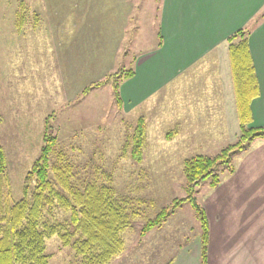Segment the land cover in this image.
I'll use <instances>...</instances> for the list:
<instances>
[{
	"label": "rangeland",
	"instance_id": "374dc122",
	"mask_svg": "<svg viewBox=\"0 0 264 264\" xmlns=\"http://www.w3.org/2000/svg\"><path fill=\"white\" fill-rule=\"evenodd\" d=\"M69 1L24 0L21 16L14 20L2 13L7 18L0 19V144L7 185L0 192L1 202L5 190L10 201L21 197L24 177L46 132L56 138L49 171L56 187L59 167L74 188L94 182L111 187L115 197L126 200L124 248L107 264H200V228L188 203L176 208L162 226L143 236L139 230L161 207L185 195L184 159L215 155L235 141L239 126L231 128L230 136H214L209 114L192 112L182 119L174 111L179 81L162 90L146 109L131 110L123 101L119 107L110 81L114 76L105 84L94 83L118 69H132L133 57L155 45L159 0L126 2L129 15L117 53L92 48L98 46L93 41L110 33V2H103L104 14L91 15L92 0L84 1L85 47L78 49L72 31L73 22L81 21L75 11L80 3L72 10ZM14 6L17 2L11 0L7 12ZM90 17L102 23L93 29ZM194 80H189L192 86ZM87 85L91 87L85 93ZM139 116L145 120L146 140L142 159L136 162L122 148ZM175 119L179 123L174 125ZM231 164L232 172L218 169L215 185L208 178L196 187V198L209 211L206 264H264V139L233 155ZM67 217V212L54 208L42 219L55 223ZM45 251L50 255L48 264H80L71 245H63L57 235L46 239Z\"/></svg>",
	"mask_w": 264,
	"mask_h": 264
},
{
	"label": "trees",
	"instance_id": "16d2710c",
	"mask_svg": "<svg viewBox=\"0 0 264 264\" xmlns=\"http://www.w3.org/2000/svg\"><path fill=\"white\" fill-rule=\"evenodd\" d=\"M21 20L17 21V26ZM247 27L239 28L227 38L229 64L233 81L234 99L239 134L215 155L197 154L183 161V197H175L169 206L161 207L153 217L145 220L139 234L145 235L154 227H160L182 203L192 208L199 223L200 264L207 263L210 222L204 206L195 194L197 185L206 179L215 185L219 181L218 169L232 172V156L246 150L257 139H264V127L252 126L251 101L258 95V82L249 50ZM133 75V70H117L105 80L94 83L105 84L110 77L116 104L122 106L119 92L120 82ZM90 85L85 86L87 92ZM146 140V125L142 116L136 119L122 150L136 162L142 159V148ZM39 154L26 173L21 197L16 201L0 197V264H48L50 255L45 251L46 239L57 235L63 245H71L80 257V264H107L124 248L122 232L128 224L126 200L115 197L107 185L86 182L82 188L69 185L67 175L57 172L59 188L50 180L51 154L56 143L54 135L45 132ZM6 156L0 144V192L6 189ZM60 208L68 213L61 222L48 223L42 217ZM50 213V214H49Z\"/></svg>",
	"mask_w": 264,
	"mask_h": 264
},
{
	"label": "crops",
	"instance_id": "0c3cea01",
	"mask_svg": "<svg viewBox=\"0 0 264 264\" xmlns=\"http://www.w3.org/2000/svg\"><path fill=\"white\" fill-rule=\"evenodd\" d=\"M0 1H3L1 20L7 18L2 15L5 12L12 20L17 15L21 16L24 0H14L17 7H10L8 12L7 6L11 0ZM70 1H73L72 10L80 3L75 11L81 21L78 24L73 22L72 31L75 33L72 39L78 49L82 45L85 47L83 33L87 30L84 27L86 15H93L94 12L101 15L103 2H110L109 11L113 17L110 18V33L100 42L93 41L92 44L98 46L92 48L109 49L117 53L129 15L125 11L128 0H92L88 13L85 0ZM71 5L70 2L69 8ZM156 9L159 13L157 41L153 47L133 57V75L119 85L123 105L131 110L141 106L146 109L162 90L171 88L170 85L179 81L173 94L176 103L174 111L182 119L194 112L209 114L214 136L215 133L230 136L231 128L236 129L238 126V120L226 38L237 29L247 27L249 50L259 89L258 95L250 103L251 124L263 127L264 0H159ZM90 21L93 29L102 23L99 18L90 17ZM200 65H205V69L199 68ZM199 72H204L205 79L200 78ZM190 79H195L193 86ZM182 97L190 98V101ZM177 123L175 119L174 125Z\"/></svg>",
	"mask_w": 264,
	"mask_h": 264
}]
</instances>
